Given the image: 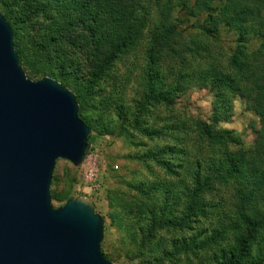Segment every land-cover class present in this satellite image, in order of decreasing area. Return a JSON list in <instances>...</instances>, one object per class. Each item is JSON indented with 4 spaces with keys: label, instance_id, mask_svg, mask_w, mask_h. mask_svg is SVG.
Returning <instances> with one entry per match:
<instances>
[{
    "label": "trees",
    "instance_id": "trees-1",
    "mask_svg": "<svg viewBox=\"0 0 264 264\" xmlns=\"http://www.w3.org/2000/svg\"><path fill=\"white\" fill-rule=\"evenodd\" d=\"M175 5L187 16L206 13L199 26L205 38H217L221 27L236 33L225 65L208 53L197 58L209 43L182 40ZM0 11L26 75L51 76L72 90L78 115L98 135L113 130L86 116L93 95L115 63L145 41L136 97L129 106L123 95L104 105H112L118 133L141 147L133 157L165 175L132 183L146 200L124 205L125 213H142L132 237L139 264H264V0H0ZM190 86L212 93L208 122L168 108ZM234 97L259 120L249 148H230L240 140L216 127L231 116ZM140 138L165 142L147 146ZM57 180L54 175L51 199L66 201L71 195L56 188ZM223 187L231 190L230 211L216 200ZM114 210L108 217L119 227ZM169 230L179 236L160 234ZM101 252L108 258L105 241Z\"/></svg>",
    "mask_w": 264,
    "mask_h": 264
},
{
    "label": "water",
    "instance_id": "water-1",
    "mask_svg": "<svg viewBox=\"0 0 264 264\" xmlns=\"http://www.w3.org/2000/svg\"><path fill=\"white\" fill-rule=\"evenodd\" d=\"M75 93L27 77L0 11V264H114L101 252L103 216L72 196L54 207L57 159L83 162L91 127Z\"/></svg>",
    "mask_w": 264,
    "mask_h": 264
},
{
    "label": "rangeland",
    "instance_id": "rangeland-1",
    "mask_svg": "<svg viewBox=\"0 0 264 264\" xmlns=\"http://www.w3.org/2000/svg\"><path fill=\"white\" fill-rule=\"evenodd\" d=\"M192 3L193 0H188ZM145 5L150 2L142 1ZM206 13L197 16H187L181 6L175 5L172 10V17L175 19L178 31L182 40L201 38L209 43L206 51L200 50L198 59L210 54L217 62L225 65L231 51L236 46V33L226 27H221L217 38H205L200 34L199 26L203 23ZM257 40L252 38L250 47L253 48ZM144 45L142 42L135 50L123 55L110 72V77L100 82L99 90L93 95L94 108L86 111V116L96 118L98 124H109L112 128L111 134L98 135L91 130L94 138L89 144L88 156L79 165H73L66 159H57L53 169V175L57 176V189L68 191L72 196H79L88 200L96 211L103 216L105 241V252L114 264H139V259L133 256L136 244L132 237H137V226L141 223V212L135 209L133 212L125 213V204L146 200L131 187L132 183L140 180H154L155 177H164L163 169L151 161L143 162L133 157L135 152L141 151V147H135L117 131V117L111 103L118 96L123 95L126 106L131 104L132 98L136 97L139 89V78L144 64ZM26 73V72H25ZM35 75L31 79H39ZM46 76V75H44ZM130 76V77H129ZM28 77V76H27ZM214 97L212 93L204 88L194 86L176 96L175 103L168 106L170 110L181 116L201 119L208 122L211 103ZM232 114L226 122L219 123L216 127L231 131L240 144H231L230 148H249L252 146L256 130L260 127L257 115L252 111L245 110L239 97H234ZM171 107V108H170ZM168 112L166 108L161 109V114ZM152 146L156 143H163L165 140H149L140 138ZM137 140V139H136ZM195 153V152H193ZM51 190V186H50ZM109 194L113 197V208L110 207ZM157 198L159 194L155 195ZM222 198L225 202L224 208L228 211L231 208V190L227 187L220 189L216 200ZM66 201L51 199L54 207L64 204ZM124 206V207H123ZM115 209V210H114ZM114 210L120 219V225L111 223L108 214ZM213 218V217H212ZM204 224H207L204 221ZM175 230L168 232L161 231L160 234L171 237L179 236ZM101 241V242H102Z\"/></svg>",
    "mask_w": 264,
    "mask_h": 264
},
{
    "label": "built area",
    "instance_id": "built-area-1",
    "mask_svg": "<svg viewBox=\"0 0 264 264\" xmlns=\"http://www.w3.org/2000/svg\"><path fill=\"white\" fill-rule=\"evenodd\" d=\"M89 148H90V146H88V148H87V152H86L85 158L88 156V150H89Z\"/></svg>",
    "mask_w": 264,
    "mask_h": 264
},
{
    "label": "bare ground",
    "instance_id": "bare-ground-1",
    "mask_svg": "<svg viewBox=\"0 0 264 264\" xmlns=\"http://www.w3.org/2000/svg\"><path fill=\"white\" fill-rule=\"evenodd\" d=\"M87 152V151H86Z\"/></svg>",
    "mask_w": 264,
    "mask_h": 264
}]
</instances>
